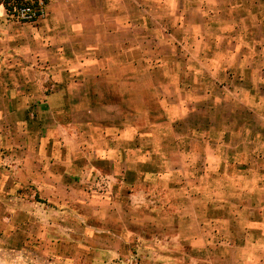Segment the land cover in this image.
I'll use <instances>...</instances> for the list:
<instances>
[{
	"label": "crops",
	"instance_id": "1",
	"mask_svg": "<svg viewBox=\"0 0 264 264\" xmlns=\"http://www.w3.org/2000/svg\"><path fill=\"white\" fill-rule=\"evenodd\" d=\"M109 2L85 4L77 19L0 26V183L9 181L18 202L19 189L29 188L47 202L96 205L98 220L111 215V224L99 221L98 238L110 237L121 248L136 240L145 252L142 264H201L204 260L188 254L198 243L192 240L189 248L183 242L184 221L193 226L199 217L196 200L189 194L184 201L182 181H177L187 147L179 144L183 135L176 132L170 140L161 131L162 124L182 122L184 103L193 102L194 90L184 88L183 79L175 83L178 96L173 97L166 78L164 86L138 85L135 77L152 73L142 62L146 57L132 53L136 42L170 48L177 43L185 52L171 58L202 59L196 47L223 42L211 30L232 28L217 17L237 5L232 0ZM104 29L108 33L98 34ZM108 45L112 51L102 54L99 50ZM234 50L213 49L210 59L241 57ZM222 71L214 64L210 75ZM186 89L190 92L184 95ZM169 105L174 116L167 115ZM170 155L179 157L178 164L165 160ZM91 187H98L92 199L83 192ZM131 212H141L159 228L141 236L123 227L120 214ZM199 227L193 235L201 234Z\"/></svg>",
	"mask_w": 264,
	"mask_h": 264
},
{
	"label": "rangeland",
	"instance_id": "2",
	"mask_svg": "<svg viewBox=\"0 0 264 264\" xmlns=\"http://www.w3.org/2000/svg\"><path fill=\"white\" fill-rule=\"evenodd\" d=\"M19 1L0 0V26L23 23L16 19L12 8ZM40 1L46 14L32 24L81 18L82 7L93 2ZM109 1L98 0V5H110ZM233 1L237 6L217 17L232 28L211 30L223 42L215 39L213 43L206 41L196 47L204 58H171V54L185 52L177 43L170 48L164 43L136 42L132 53L143 54L144 65L155 70H150L151 76L144 79L135 77L140 80L138 85L164 86L166 78L168 93L173 97L178 96L175 83L183 79V87L194 90L193 102L184 103L187 107L182 122L162 124L161 131L168 133L170 140L176 132L183 135L179 144L187 147L181 157L183 170L177 181H182L184 201L189 194L196 200L201 234H192L198 226L196 223L192 226L184 221L183 242L189 248L192 240L198 243V248L189 250L188 254L204 260L201 264H264V0ZM170 30L182 36L180 30ZM136 34L140 36L139 31ZM227 38H232L231 43ZM110 48L108 45L99 51L108 54ZM235 48L240 52L235 55L241 57L210 59L213 49L231 52ZM214 64L222 66L220 76L210 75ZM163 69L172 74L163 76ZM182 70L183 74L192 71L193 75H175V71ZM188 92L190 89L184 95ZM166 109L168 116L175 115L174 107L169 105ZM169 158L165 160L178 164V156ZM11 188L7 180L0 183V264H142L144 261L145 252L135 246L136 240L121 248L110 237L98 238L99 221L103 225L111 224V215L107 213L98 220L96 205L47 202L29 188L19 189L21 201L18 202L14 201ZM83 192L92 199V195L97 196L98 187L84 188ZM119 218L123 227L141 236L160 226L141 212L122 213Z\"/></svg>",
	"mask_w": 264,
	"mask_h": 264
},
{
	"label": "built area",
	"instance_id": "3",
	"mask_svg": "<svg viewBox=\"0 0 264 264\" xmlns=\"http://www.w3.org/2000/svg\"><path fill=\"white\" fill-rule=\"evenodd\" d=\"M17 3L13 5V13L19 22L32 23L46 14L45 5L40 0H20Z\"/></svg>",
	"mask_w": 264,
	"mask_h": 264
},
{
	"label": "trees",
	"instance_id": "4",
	"mask_svg": "<svg viewBox=\"0 0 264 264\" xmlns=\"http://www.w3.org/2000/svg\"><path fill=\"white\" fill-rule=\"evenodd\" d=\"M14 6L12 5V8H13Z\"/></svg>",
	"mask_w": 264,
	"mask_h": 264
}]
</instances>
